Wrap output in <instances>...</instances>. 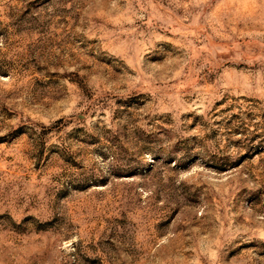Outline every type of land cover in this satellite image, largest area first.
<instances>
[{
    "label": "rangeland",
    "instance_id": "1",
    "mask_svg": "<svg viewBox=\"0 0 264 264\" xmlns=\"http://www.w3.org/2000/svg\"><path fill=\"white\" fill-rule=\"evenodd\" d=\"M0 264H264V0H0Z\"/></svg>",
    "mask_w": 264,
    "mask_h": 264
}]
</instances>
